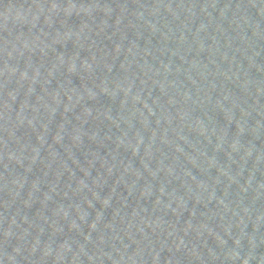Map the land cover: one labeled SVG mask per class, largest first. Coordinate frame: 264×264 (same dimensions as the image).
<instances>
[{
    "label": "water",
    "instance_id": "95a60500",
    "mask_svg": "<svg viewBox=\"0 0 264 264\" xmlns=\"http://www.w3.org/2000/svg\"><path fill=\"white\" fill-rule=\"evenodd\" d=\"M0 264H264V0H0Z\"/></svg>",
    "mask_w": 264,
    "mask_h": 264
}]
</instances>
